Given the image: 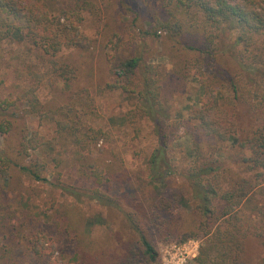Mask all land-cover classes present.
Instances as JSON below:
<instances>
[{
	"label": "trees",
	"instance_id": "1",
	"mask_svg": "<svg viewBox=\"0 0 264 264\" xmlns=\"http://www.w3.org/2000/svg\"><path fill=\"white\" fill-rule=\"evenodd\" d=\"M161 1L166 17L151 20L149 29L141 26L139 34L142 38H157L158 32L167 34L168 55L176 60L172 71L175 78L182 79L192 70L198 72L204 93L199 109L189 120L197 123L203 136L218 142H227L239 135V141L230 146L227 154L233 166L211 160L196 163L183 175L173 171L167 153L173 124L169 107L161 98V72L158 66L144 62L142 53L121 63L115 74H110V69L108 74L104 72L108 60L105 63L100 56L95 72L92 41L81 33L80 24L82 13L104 7V0H65L58 16L50 13L43 0H0V50L19 44L21 54L34 68H44L46 75L61 81L67 90L74 82L84 78L91 81L98 76L103 80L104 90L135 95L136 103L125 112L124 120L131 125L145 121L155 139L146 172L125 171L117 157L97 168L96 160L91 158V146L101 139L106 141L109 133L88 127L85 137L79 135L82 117L94 114L92 88L61 91L66 95L58 92L60 100L64 96L67 100L61 106L42 104L36 89L30 88L23 94L22 109L14 100L0 98V136L6 139L18 130L17 141L0 150V176L7 180L11 192L27 193L22 182L26 179L48 183L42 176L43 163L29 161V153L49 142L37 132L28 133L25 127L19 128L17 122L22 117H42L50 113L61 118L55 122L58 138L79 148V167L84 174L93 177L97 184L118 181L134 185L133 209L129 212L98 190L80 194L63 185H54L73 197L77 205L96 203L117 211L132 233L131 239L113 253H91L84 231L86 216L81 209L76 206L54 210L60 217L57 225L65 224L61 236L76 243L83 264H154L159 254L151 242V235L168 238L175 234L180 241L203 238L195 264H256L246 259L249 232L238 210L242 199L253 192L264 175V130L256 127L250 136L242 137L243 130L240 131V126L222 109L210 80L215 78L228 84L233 94L244 98L248 105L251 98L257 97L256 92H260L264 80L260 56L252 54L251 48L256 49L255 38L264 35V0ZM119 4L124 16L132 14L133 24L143 21L137 0H120ZM189 55L191 58L187 57ZM239 84H253L255 92L248 90L246 94H239ZM251 106L255 112L256 108ZM196 153L201 156L200 151ZM172 180L173 194L153 193L158 184H170ZM174 196L186 200L189 211L174 204ZM254 236L258 248H264L261 233ZM31 250L36 255L40 253L36 246ZM49 264L58 263L51 261Z\"/></svg>",
	"mask_w": 264,
	"mask_h": 264
},
{
	"label": "rangeland",
	"instance_id": "2",
	"mask_svg": "<svg viewBox=\"0 0 264 264\" xmlns=\"http://www.w3.org/2000/svg\"><path fill=\"white\" fill-rule=\"evenodd\" d=\"M137 1L141 8L136 7L143 21H137L136 24L132 23V14L124 16L121 13L120 0H104L106 7L82 13L80 31L92 41L95 72L100 64V56L105 63L108 60L104 72L107 73L110 69V74H115L121 63L139 52L142 53L144 62L158 66L161 72V98L169 107L173 124L167 149L173 171L183 175L196 163H206L211 160H217L223 166H233L227 154L230 146L239 141V135L227 142H218L203 136L196 127L197 123L189 120V116L199 109L200 99L204 93L198 72L192 70L182 79L175 78L172 71L176 60L168 55L170 42L167 34L158 32L157 38H142L139 34L138 30L141 26L143 29H149L153 23L151 20L166 17L162 1ZM43 2L51 14L58 16L61 14L60 8L65 0H43ZM255 41L256 49L259 51L251 48V52L260 56L259 66L264 80V35L255 38ZM0 57V98L14 100L21 109L23 94L30 88L36 89L42 104L54 103L57 106L67 102L66 96L60 100L57 96L58 92L60 94L61 91L73 92L79 88H92L94 114L82 117L83 124L79 135L85 137L88 127L100 128L109 133L106 141L101 139L91 146V158L96 160L97 168L104 162L113 161L112 157H117L119 159L117 162H121V167L125 171L146 172L148 158L155 147V139L145 121L139 120L136 125H131L124 120L125 112L133 108L136 103L135 95L127 96L120 92L104 90L103 80L100 81L98 76L91 81L84 78L80 82H74L67 90V86L61 81L54 80L50 74L46 75L44 68L38 70L34 68L21 54L19 44H16L15 48L2 47ZM187 57L191 58L190 55ZM216 80L213 78L210 82L221 107L227 116L240 126V131L243 130L241 136L244 138L250 136L256 127H262L264 130V86L260 92H256L257 97H250L251 101H248V105L244 98L233 94L228 84ZM252 85L239 84V94H246L248 90L255 92L253 90L256 87ZM62 94L66 95V93ZM250 106L256 108L255 112ZM57 119L61 118L46 113L42 117H22L17 122L19 128L25 127L28 133L37 132L49 142L29 153V161L43 163L42 176L48 183H36L26 179L22 182L27 193L11 192L7 180L0 176V264H49L51 261L58 264H78L81 261L83 264L76 243L69 242L61 236L64 222H60L59 225L56 223L60 217L54 210L62 208L78 206L85 214L84 231L88 235L87 248L91 253L98 251H104L105 254L113 253L131 239L132 233L128 230L123 216L117 211L106 209L96 203L84 202L82 205H77L73 197L54 188V185L60 184L80 194H89L93 190H98L115 199L125 211L129 212L133 209L134 185L130 182L118 181H102L97 184L93 177L84 174L79 167V148L57 136L55 126ZM17 132L18 130L14 131L6 139L0 136V150L6 149L7 145L12 146L17 141L18 136L15 135ZM197 150L200 151V157L197 156ZM88 159L86 160L90 163ZM173 188L175 185L172 180L170 184H158L156 192L152 191L157 195L170 196L174 192ZM173 201L181 208L189 209L186 200L174 196ZM238 215L249 232L246 259L256 264H264V248H258L254 236L261 233L264 241V175L259 179L258 186L253 192L242 199ZM151 242L159 254L158 261L154 264H160L162 256L172 247L195 242L198 248L197 254L186 262V264H195L203 238L180 241V237L176 234L168 238L151 235ZM32 245L39 248L38 255L32 252Z\"/></svg>",
	"mask_w": 264,
	"mask_h": 264
},
{
	"label": "built area",
	"instance_id": "3",
	"mask_svg": "<svg viewBox=\"0 0 264 264\" xmlns=\"http://www.w3.org/2000/svg\"><path fill=\"white\" fill-rule=\"evenodd\" d=\"M197 250L195 242H187L181 246H174L168 253L162 256L160 264H186L187 260L196 256Z\"/></svg>",
	"mask_w": 264,
	"mask_h": 264
}]
</instances>
